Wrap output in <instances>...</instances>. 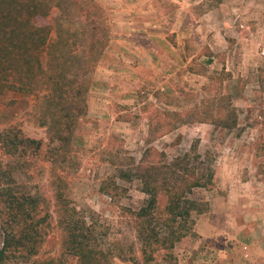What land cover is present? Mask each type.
Listing matches in <instances>:
<instances>
[{
	"label": "rangeland",
	"instance_id": "374dc122",
	"mask_svg": "<svg viewBox=\"0 0 264 264\" xmlns=\"http://www.w3.org/2000/svg\"><path fill=\"white\" fill-rule=\"evenodd\" d=\"M93 1L101 10L107 42L90 75L87 112L73 135L66 196L75 207L95 213L106 231L103 242L113 253V264H176L177 245L195 236L194 230L174 247L173 263L161 256L145 262L123 209L142 204L145 196L138 183L118 180L125 191L117 202L102 194L99 184L105 177L114 178L118 167L136 163L148 146L171 158L192 143L212 159L215 172L214 186L193 194L203 209L199 214L208 212L214 196H226L224 184L257 183L255 170L264 165L255 160L264 152L259 133L264 129L258 125L264 120V34L259 32L264 0H181V6L175 0ZM126 6L149 12L137 17L114 13ZM116 26L144 27L130 33L117 32ZM145 38L164 41L166 49H159L151 61L118 63V49L127 52L130 41L147 43ZM38 107L36 95L1 93L0 129L17 125L26 135L47 142ZM173 119L178 120L175 128L165 132ZM233 120L235 125L227 128ZM14 178L44 198L54 214L48 164L32 181L19 172ZM251 194L264 196L258 190Z\"/></svg>",
	"mask_w": 264,
	"mask_h": 264
},
{
	"label": "trees",
	"instance_id": "16d2710c",
	"mask_svg": "<svg viewBox=\"0 0 264 264\" xmlns=\"http://www.w3.org/2000/svg\"><path fill=\"white\" fill-rule=\"evenodd\" d=\"M106 42L93 0H0V94L36 95L48 137L47 142L30 137L17 125L0 129V264H113L95 213L72 205L65 192L73 135L87 112L90 75ZM234 125L233 120L226 127ZM45 164L52 175L54 214L44 198L14 178L19 172L32 181ZM116 174L100 181L102 194L115 201L125 191L118 180H130L145 196L138 208L123 207L139 255L145 262L161 256L173 263L174 247L192 233L194 215L203 211L195 190L214 186L212 159L197 143L171 158L148 146Z\"/></svg>",
	"mask_w": 264,
	"mask_h": 264
},
{
	"label": "crops",
	"instance_id": "0c3cea01",
	"mask_svg": "<svg viewBox=\"0 0 264 264\" xmlns=\"http://www.w3.org/2000/svg\"><path fill=\"white\" fill-rule=\"evenodd\" d=\"M116 1L119 3V0ZM175 1H178L180 6L182 5L181 0ZM145 2L150 3L151 0H145ZM122 4L123 2H121ZM126 5H131V3ZM126 7V10L120 9L114 13H118L121 17L125 15L137 17L149 12V10H136L135 7ZM150 7L152 10L153 5L150 4ZM116 10L118 7L114 11ZM257 15L262 16V12H258ZM195 23L198 24L199 21L196 20ZM153 26L155 25L153 24ZM143 27L124 29L116 26V30L117 32L131 33V31ZM145 30L146 28L140 31ZM259 32L264 34L262 24H260ZM145 39H147V43L130 41L127 52L118 49V63L124 64V61L133 64L143 63V59L148 57L151 61L152 56H155L159 49H166L164 41H155L153 38ZM261 113V117H264V110ZM258 125L264 129V120ZM259 133L261 134L260 139L263 141L264 132ZM255 160L263 162L264 152L256 156ZM229 173L226 172V175H230ZM255 173L258 176L255 185L248 181H240L234 187H230L227 183L224 184L223 187L227 191L226 196H214L208 212L199 214L195 218L193 228L195 236L188 237L185 242L177 245L176 264H264V196H252L251 194L257 190L264 194V165L262 169L255 170ZM245 191L250 194L242 193Z\"/></svg>",
	"mask_w": 264,
	"mask_h": 264
}]
</instances>
